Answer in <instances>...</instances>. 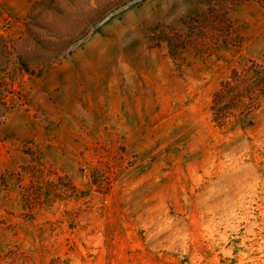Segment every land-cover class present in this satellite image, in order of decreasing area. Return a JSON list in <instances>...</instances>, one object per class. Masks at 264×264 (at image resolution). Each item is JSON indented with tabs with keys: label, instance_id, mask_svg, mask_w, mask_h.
Masks as SVG:
<instances>
[{
	"label": "rangeland",
	"instance_id": "obj_1",
	"mask_svg": "<svg viewBox=\"0 0 264 264\" xmlns=\"http://www.w3.org/2000/svg\"><path fill=\"white\" fill-rule=\"evenodd\" d=\"M264 0H0V264H264Z\"/></svg>",
	"mask_w": 264,
	"mask_h": 264
},
{
	"label": "trees",
	"instance_id": "obj_2",
	"mask_svg": "<svg viewBox=\"0 0 264 264\" xmlns=\"http://www.w3.org/2000/svg\"><path fill=\"white\" fill-rule=\"evenodd\" d=\"M264 105V63L249 59L232 69L212 97V117L220 126L250 120Z\"/></svg>",
	"mask_w": 264,
	"mask_h": 264
}]
</instances>
